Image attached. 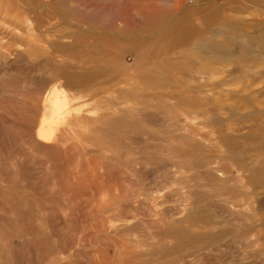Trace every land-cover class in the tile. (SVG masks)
I'll use <instances>...</instances> for the list:
<instances>
[{
  "label": "rangeland",
  "instance_id": "374dc122",
  "mask_svg": "<svg viewBox=\"0 0 264 264\" xmlns=\"http://www.w3.org/2000/svg\"><path fill=\"white\" fill-rule=\"evenodd\" d=\"M0 264H264V0H0Z\"/></svg>",
  "mask_w": 264,
  "mask_h": 264
},
{
  "label": "bare ground",
  "instance_id": "6f19581e",
  "mask_svg": "<svg viewBox=\"0 0 264 264\" xmlns=\"http://www.w3.org/2000/svg\"><path fill=\"white\" fill-rule=\"evenodd\" d=\"M20 33V32H19ZM157 36V35H156ZM167 36V34L165 33L164 35H163V37L164 38H167L166 37ZM261 36V35H260ZM263 39V38H262ZM143 42V41H142ZM56 101V100H55ZM63 106V105H62ZM54 115V114H53ZM45 118V117H44ZM44 121V120H43ZM48 122H50V121H48ZM48 122H47V126H48ZM44 123V122H43ZM42 123V124H43ZM50 123H53V122H50ZM50 125V124H49ZM51 126V125H50ZM49 126V127H50ZM43 127H44V125H43ZM53 130V129H52ZM261 132V131H260ZM50 134V131H46V130H44L43 128H40L39 129V131L37 132V137L38 138H41V139H44V138H46V137H48V135ZM253 134H254V132H253ZM260 136V135H259ZM258 138V137H257ZM262 138V137H261ZM260 137H259V139H260V141L262 140ZM40 140V139H39ZM45 142V141H44ZM262 142H263V140H262Z\"/></svg>",
  "mask_w": 264,
  "mask_h": 264
}]
</instances>
